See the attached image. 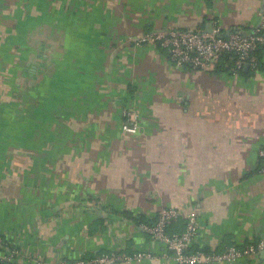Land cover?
I'll use <instances>...</instances> for the list:
<instances>
[{
	"label": "crops",
	"instance_id": "1",
	"mask_svg": "<svg viewBox=\"0 0 264 264\" xmlns=\"http://www.w3.org/2000/svg\"><path fill=\"white\" fill-rule=\"evenodd\" d=\"M261 16L262 0H0V258L178 264L144 228L163 209L182 215L170 234L198 217L191 252L264 238V54L216 73L221 60L178 67L139 42L216 24L248 36Z\"/></svg>",
	"mask_w": 264,
	"mask_h": 264
},
{
	"label": "built area",
	"instance_id": "2",
	"mask_svg": "<svg viewBox=\"0 0 264 264\" xmlns=\"http://www.w3.org/2000/svg\"><path fill=\"white\" fill-rule=\"evenodd\" d=\"M140 43L159 44L162 48L171 53V61L178 67L190 66L197 69H209L217 63L225 53L235 55V63L232 67L234 73H239L246 64L257 67L259 58L257 51L264 47V0H262V16L260 24L248 36L241 33L225 35L219 24H216L209 33L193 30H158L144 35L139 39ZM126 122L123 129L127 132L137 131L135 115L131 110H125ZM260 156L264 159V148L260 150ZM264 175V164L260 170ZM181 215L175 209H163L159 215L158 222L154 226H145V230L156 241L162 243L168 251L176 255L178 264H232L241 259L257 257L264 251V238L258 243L251 241L244 247L232 246L223 252L196 251L191 252V245L199 232L198 217L194 214L188 217L187 228L183 233L170 234L168 226L176 221ZM4 241L0 237V249ZM152 259L153 256L147 253H139L133 258L124 254L112 252L104 254L94 260L97 264H117L131 259L141 260L142 258ZM5 257L0 258L3 264ZM84 260L73 261L72 263L59 262L55 264H90Z\"/></svg>",
	"mask_w": 264,
	"mask_h": 264
},
{
	"label": "trees",
	"instance_id": "3",
	"mask_svg": "<svg viewBox=\"0 0 264 264\" xmlns=\"http://www.w3.org/2000/svg\"><path fill=\"white\" fill-rule=\"evenodd\" d=\"M264 54V47H261L257 51V56L259 58V62L261 60L262 55ZM221 62L220 64L216 67L215 72L216 73H221L225 72L231 69L235 63V55L233 53H225L221 56L220 58ZM244 71V67L241 70V72ZM3 264H13L11 262H4Z\"/></svg>",
	"mask_w": 264,
	"mask_h": 264
},
{
	"label": "water",
	"instance_id": "4",
	"mask_svg": "<svg viewBox=\"0 0 264 264\" xmlns=\"http://www.w3.org/2000/svg\"><path fill=\"white\" fill-rule=\"evenodd\" d=\"M261 257L264 259V251L261 252Z\"/></svg>",
	"mask_w": 264,
	"mask_h": 264
}]
</instances>
